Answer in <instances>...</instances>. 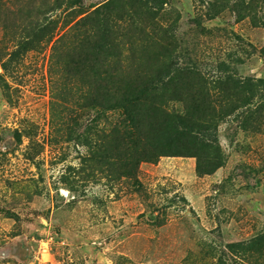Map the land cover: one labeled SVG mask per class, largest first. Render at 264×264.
I'll list each match as a JSON object with an SVG mask.
<instances>
[{
    "label": "rangeland",
    "instance_id": "rangeland-1",
    "mask_svg": "<svg viewBox=\"0 0 264 264\" xmlns=\"http://www.w3.org/2000/svg\"><path fill=\"white\" fill-rule=\"evenodd\" d=\"M97 10L116 25L101 73L140 75L171 112L183 106L155 80L211 84L218 143L200 164L220 168L165 156L129 173L105 158L126 113L92 109V67L73 66ZM226 73L252 83L250 105L217 89ZM262 235L264 0H0V264H264L232 252Z\"/></svg>",
    "mask_w": 264,
    "mask_h": 264
},
{
    "label": "trees",
    "instance_id": "trees-1",
    "mask_svg": "<svg viewBox=\"0 0 264 264\" xmlns=\"http://www.w3.org/2000/svg\"><path fill=\"white\" fill-rule=\"evenodd\" d=\"M145 2L162 7L165 0H145ZM109 7V5L105 6V9ZM93 17L92 21L98 27L83 30L85 36L82 42L83 52L80 53V58L73 63V66L76 72L82 70L84 65L92 67V92L88 99L92 109H123L128 122L122 130L114 129V144L108 149L105 158L118 162L119 165L129 170V173L141 162H154L165 156L196 157L200 173L210 174L216 170V167L220 168L221 163L217 164L215 159L212 160L213 162L210 161L209 170L202 169L200 164L203 151L211 150L212 145L218 143L215 136L211 140L206 136L209 132V134L212 133V129L216 128L219 120L217 110L212 105L209 90L211 84L199 74L193 73L197 77L192 76L190 71H169L165 74V78L155 80L153 84L162 86V91H165L164 96L173 93L167 102L177 101L182 104V111L171 112L166 109V103L163 102L165 98L157 102V98L151 96L148 87L141 86L142 77L140 75L125 81L119 79L116 71L101 73L94 65L99 63L97 59L104 53V50L110 49V37L116 25H113L110 20L107 21L108 17L100 10L95 11ZM85 26L87 25L84 23ZM77 27L82 28L81 23ZM104 74L108 76L103 78ZM226 74L218 81L217 89L226 91L224 96L226 98L231 92L230 87L237 85L238 92H242L238 97L246 98V104L250 105L255 99L251 95L254 92L252 83L250 81L242 83L236 80L235 76ZM99 83H104V85ZM96 86L102 88L101 95ZM96 91L103 103L96 99ZM256 115L257 113L252 114L251 117L254 119ZM143 136L148 139L144 140ZM247 251L262 253L264 235L247 244H237L232 252L233 255H241V252Z\"/></svg>",
    "mask_w": 264,
    "mask_h": 264
}]
</instances>
